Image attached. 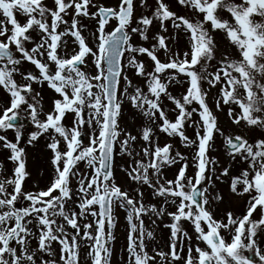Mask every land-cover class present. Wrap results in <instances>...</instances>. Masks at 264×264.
<instances>
[{
	"label": "snow or ice",
	"instance_id": "obj_1",
	"mask_svg": "<svg viewBox=\"0 0 264 264\" xmlns=\"http://www.w3.org/2000/svg\"><path fill=\"white\" fill-rule=\"evenodd\" d=\"M117 256L264 264V0H0V264Z\"/></svg>",
	"mask_w": 264,
	"mask_h": 264
},
{
	"label": "rangeland",
	"instance_id": "obj_2",
	"mask_svg": "<svg viewBox=\"0 0 264 264\" xmlns=\"http://www.w3.org/2000/svg\"><path fill=\"white\" fill-rule=\"evenodd\" d=\"M217 142L221 143V141H219V140ZM117 179H118L119 182H121V183L123 182L122 177L119 174L117 175ZM125 187H127V186L125 185ZM124 215L125 214L122 211L119 213V223H118V227H117V230H116V235L118 237V241H117V244H116L117 249H119L125 243V235H126L125 234V223L126 222L124 220ZM166 231L167 230H165V232ZM157 235L158 236H162L163 233L158 232ZM114 264H118V256L116 258V261H114Z\"/></svg>",
	"mask_w": 264,
	"mask_h": 264
},
{
	"label": "flooded vegetation",
	"instance_id": "obj_3",
	"mask_svg": "<svg viewBox=\"0 0 264 264\" xmlns=\"http://www.w3.org/2000/svg\"><path fill=\"white\" fill-rule=\"evenodd\" d=\"M254 260L256 259L255 257H252Z\"/></svg>",
	"mask_w": 264,
	"mask_h": 264
}]
</instances>
